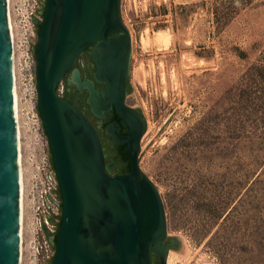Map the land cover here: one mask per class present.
I'll list each match as a JSON object with an SVG mask.
<instances>
[{
    "label": "rangeland",
    "instance_id": "1",
    "mask_svg": "<svg viewBox=\"0 0 264 264\" xmlns=\"http://www.w3.org/2000/svg\"><path fill=\"white\" fill-rule=\"evenodd\" d=\"M40 1L9 0L20 264L51 260L41 222L54 230L47 216L56 221L58 210L47 195L59 203L30 47ZM121 15L132 42L126 103L147 123L139 166L158 190L167 236L181 243L166 264H264V0H121Z\"/></svg>",
    "mask_w": 264,
    "mask_h": 264
},
{
    "label": "water",
    "instance_id": "2",
    "mask_svg": "<svg viewBox=\"0 0 264 264\" xmlns=\"http://www.w3.org/2000/svg\"><path fill=\"white\" fill-rule=\"evenodd\" d=\"M32 18L38 40L31 47L36 65L37 111L57 180L60 222L54 233L41 222L53 250L45 264H166L180 239L167 236L163 204L153 182L141 171V139L146 119L125 101L129 84L131 35L121 0H44ZM89 62L91 80L74 68ZM63 81L81 95L90 114L101 120L113 146L124 147L131 164L125 175H111L94 127L68 99L59 97ZM70 92V91H68ZM105 119V118H104ZM169 121H167L168 123ZM120 128L127 136L119 134ZM21 190L14 69L7 0H0V264H20Z\"/></svg>",
    "mask_w": 264,
    "mask_h": 264
},
{
    "label": "flooded vegetation",
    "instance_id": "3",
    "mask_svg": "<svg viewBox=\"0 0 264 264\" xmlns=\"http://www.w3.org/2000/svg\"><path fill=\"white\" fill-rule=\"evenodd\" d=\"M85 58L82 56L78 59L74 68H77L80 71L81 79H88L91 80V75L85 73L84 67L82 65V59ZM84 60V59H83ZM70 91V92H68ZM86 93L84 92V96L81 95L73 86H68L65 82L64 85V98L68 99L69 102L72 104L77 105V109L81 112V114L89 121L95 128L99 127V139L101 147L103 148V152L105 155V163L106 164H113V169L111 170V175H125L129 172L131 161L127 154L124 152V147L120 146H113L110 143V138L105 135V127L113 122L119 123L117 116L111 113L105 114L104 118L101 120H96L89 112L88 107L86 106L84 99ZM119 134L122 137L127 136V130L124 128H120ZM61 201L59 200V203ZM56 223L60 222L58 217H55ZM58 228V224H54V230L51 233H54Z\"/></svg>",
    "mask_w": 264,
    "mask_h": 264
},
{
    "label": "bare ground",
    "instance_id": "4",
    "mask_svg": "<svg viewBox=\"0 0 264 264\" xmlns=\"http://www.w3.org/2000/svg\"><path fill=\"white\" fill-rule=\"evenodd\" d=\"M8 5H9V0H7ZM9 21H10V31H11V40H12V51H13V33H12V24H11V20L9 17ZM15 73V72H14ZM14 81H15V76H14ZM14 98H15V116H16V124H17V139H18V156H19V173H20V190H21V201H22V192H23V188H22V182H21V165H20V135H19V126H18V119H17V96H16V91H15V82H14ZM126 103V101H125ZM127 104V103H126ZM147 126V123H146ZM147 131V128H146ZM145 131V133H146ZM140 151L142 152V148L140 147ZM22 204V203H21ZM22 219V205H21V215H20V253L21 252V228H22V224H21V220Z\"/></svg>",
    "mask_w": 264,
    "mask_h": 264
},
{
    "label": "built area",
    "instance_id": "5",
    "mask_svg": "<svg viewBox=\"0 0 264 264\" xmlns=\"http://www.w3.org/2000/svg\"><path fill=\"white\" fill-rule=\"evenodd\" d=\"M11 7V6H10ZM12 10L14 9V5L12 4V8H11ZM10 11V8H9V5H8V12ZM10 15V14H9ZM35 18V17H34ZM33 20H32V18H30V22H31V24L30 25H32V26H35L34 24H33V22H32ZM11 42H12V40H11ZM13 52V51H12ZM13 69H14V65H13ZM51 223V222H50ZM52 224V223H51ZM52 225H54V224H52Z\"/></svg>",
    "mask_w": 264,
    "mask_h": 264
},
{
    "label": "trees",
    "instance_id": "6",
    "mask_svg": "<svg viewBox=\"0 0 264 264\" xmlns=\"http://www.w3.org/2000/svg\"><path fill=\"white\" fill-rule=\"evenodd\" d=\"M37 32V31H36ZM38 36V35H37Z\"/></svg>",
    "mask_w": 264,
    "mask_h": 264
}]
</instances>
